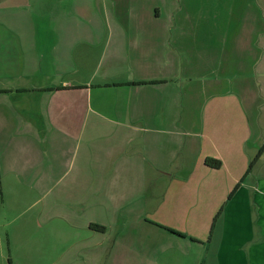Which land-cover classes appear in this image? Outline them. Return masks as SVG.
Listing matches in <instances>:
<instances>
[{
  "label": "crops",
  "instance_id": "1",
  "mask_svg": "<svg viewBox=\"0 0 264 264\" xmlns=\"http://www.w3.org/2000/svg\"><path fill=\"white\" fill-rule=\"evenodd\" d=\"M257 1L0 0V174L70 227L69 252L264 264Z\"/></svg>",
  "mask_w": 264,
  "mask_h": 264
},
{
  "label": "rangeland",
  "instance_id": "2",
  "mask_svg": "<svg viewBox=\"0 0 264 264\" xmlns=\"http://www.w3.org/2000/svg\"><path fill=\"white\" fill-rule=\"evenodd\" d=\"M251 2L255 6L258 1ZM124 7L120 12L126 22ZM217 13L225 17L224 11ZM7 165L0 153V169ZM41 197L34 189L7 184V176L0 174V264H87L82 254L69 252L74 245L70 227L53 218L39 219Z\"/></svg>",
  "mask_w": 264,
  "mask_h": 264
},
{
  "label": "trees",
  "instance_id": "3",
  "mask_svg": "<svg viewBox=\"0 0 264 264\" xmlns=\"http://www.w3.org/2000/svg\"><path fill=\"white\" fill-rule=\"evenodd\" d=\"M260 155H261V151H259L257 153V155L255 156L254 159L251 160V162L249 163V166H248V170H247V173L252 169L253 165L256 163L257 159L260 158ZM204 164L206 166H209V168H212V169H219L221 167V163L217 160H213V159H210V157H207L204 159ZM243 178V177H242ZM219 216V213L215 216V219L214 221L218 218ZM89 229L90 230H93V231H103L104 228L101 227V226H97V225H89ZM169 230V229H168ZM170 232H173V234L175 235H178V236H181V237H184L183 234L181 233H177V232H174L173 230H169Z\"/></svg>",
  "mask_w": 264,
  "mask_h": 264
}]
</instances>
